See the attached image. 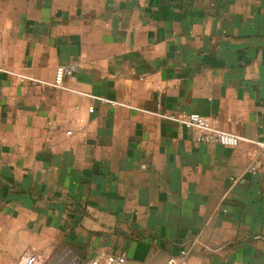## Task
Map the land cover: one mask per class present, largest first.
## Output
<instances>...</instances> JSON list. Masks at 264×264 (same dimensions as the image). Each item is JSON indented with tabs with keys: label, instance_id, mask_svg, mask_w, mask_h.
<instances>
[{
	"label": "crops",
	"instance_id": "0c3cea01",
	"mask_svg": "<svg viewBox=\"0 0 264 264\" xmlns=\"http://www.w3.org/2000/svg\"><path fill=\"white\" fill-rule=\"evenodd\" d=\"M263 135L264 0H0V264H264Z\"/></svg>",
	"mask_w": 264,
	"mask_h": 264
},
{
	"label": "built area",
	"instance_id": "2783aa9c",
	"mask_svg": "<svg viewBox=\"0 0 264 264\" xmlns=\"http://www.w3.org/2000/svg\"><path fill=\"white\" fill-rule=\"evenodd\" d=\"M69 72L63 66L58 67L55 70L54 78L50 86L56 89L63 88V82L66 75ZM12 75V74H11ZM14 77L20 80L21 84L29 83V84H40L41 82L27 76H19L13 74ZM98 101L102 103H110L105 99L96 98ZM112 106H115V103H110ZM77 110V108H75ZM89 114L94 113V109L91 107L88 109ZM171 122L176 123L181 128L190 131L194 134V140L198 144L202 145H217L226 148H235L242 141L243 138L236 136L234 134H229L221 131L216 126H214L209 120L194 114V113H180L175 116L167 117ZM79 123H82L81 120H78ZM68 136L72 133L67 132ZM257 146V157L256 159L248 166L246 170V175L249 176H264V135L263 140L259 142H255ZM232 182L242 183L244 180L240 178L239 180L232 179ZM188 250L183 249L179 252L178 255L169 257L166 261V264H188ZM23 264H42L41 261L35 256H27L23 260ZM86 264H132L128 262L126 256L124 254H105L101 253L97 255L95 258L89 260Z\"/></svg>",
	"mask_w": 264,
	"mask_h": 264
}]
</instances>
